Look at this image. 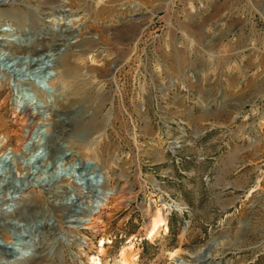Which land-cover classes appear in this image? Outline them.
<instances>
[{
	"label": "rangeland",
	"instance_id": "374dc122",
	"mask_svg": "<svg viewBox=\"0 0 264 264\" xmlns=\"http://www.w3.org/2000/svg\"><path fill=\"white\" fill-rule=\"evenodd\" d=\"M2 23L21 71L0 72V139L44 145L7 175L24 190L0 211V264H264V0H0ZM89 160L85 191L59 173Z\"/></svg>",
	"mask_w": 264,
	"mask_h": 264
},
{
	"label": "bare ground",
	"instance_id": "6f19581e",
	"mask_svg": "<svg viewBox=\"0 0 264 264\" xmlns=\"http://www.w3.org/2000/svg\"><path fill=\"white\" fill-rule=\"evenodd\" d=\"M20 21L23 22L24 21L23 18L20 19ZM4 25H5V23L0 24V36H2V38L5 39L6 43H12L11 41H13V39H11V36L14 34V31L11 27L4 26ZM3 51H4V49L0 47V52H3ZM3 61L4 60L2 58H0V72H4L5 74H16V72H15L16 70L21 71L20 68H17V67L13 68L12 64H10V61L8 63L3 62ZM41 64H43V63H41ZM38 68L40 69L41 67L39 66ZM45 69H48V72H50L52 70V67L46 66ZM21 98H22L21 96H17L15 103L20 104ZM35 134L38 137V139L35 140L33 142V144L29 147H26L25 145H23L21 156H18L16 154L17 151H15V154H13V152H12L13 150H11V149L5 150L4 148L6 146L7 141L5 138L0 139V188L3 187V189H1V191H0V211L2 213H5V214L10 213L11 214L10 217H12V215H13L12 211L14 210V206H15L14 203H12V202H16V200L18 198L23 197L21 195V193L24 190V185L17 186L15 184L13 186H6L7 184L5 183V181H6L7 175L10 172H13V174L16 177L17 176H24V177L27 176V173L30 170L32 163L34 162V160H37L36 153L38 151H40L44 145V143L42 141L43 140L42 133L37 131L36 133H33L32 135H35ZM32 138H35V136ZM25 158H26V161L24 160ZM75 164L76 163H73L71 166L72 173L65 174L64 177L72 180L81 189V191H85V189L87 187L84 186L83 183L80 182V180H84V177L86 175H90V174H94L96 172H100V170H98L96 167H94L89 173L79 172L77 174L76 173L77 168H76ZM63 165L66 166L65 162H63L61 164V166H63ZM58 168H59V165L56 164L54 170H57ZM34 173L35 172H33V178H34L33 185L36 186L37 184H40L39 181L42 180V175L45 173V171H42L39 174H34ZM89 180L91 181L92 179L89 178ZM103 192H105V191H103ZM16 194H19V195H16ZM70 195H71V197L69 199H71L70 204L72 205V203L75 202V200L77 199L76 198L77 193L75 190H72ZM73 205H74V203H73ZM83 214H84V212H83ZM10 217L8 216L7 219ZM83 219H84V215L82 217L78 218V221H77L78 224L72 225V227L76 228V229L79 228ZM164 224H165V215L163 213L159 212V214H157V216L154 219V223L152 224L151 228L148 231V235L152 236L153 234H155L156 231L160 228V226H162ZM11 226H15V225L11 224L10 227ZM18 227H20L17 229L18 233L20 234L21 230L24 229V227H21V226H18ZM14 228H17V226ZM9 235L12 238H15V235L13 233H11V234L9 233ZM236 240L239 241V239H236ZM230 243H232V242H230ZM6 244L8 245V246L4 247L6 250L16 252L17 254L21 253L20 249L22 250L23 247H19V249H17V250L15 248H12V246L16 244L14 239L6 242ZM9 245H11V247ZM17 245H19V244H17ZM228 245H231V244H228ZM28 248H30V247L24 248L23 250L25 252H27ZM30 258L31 257L29 254L23 255L22 257L18 258V262H21L23 260H27ZM8 263L13 264L11 260L8 261ZM98 264H99V262H98ZM125 264H128V263L126 262Z\"/></svg>",
	"mask_w": 264,
	"mask_h": 264
},
{
	"label": "water",
	"instance_id": "95a60500",
	"mask_svg": "<svg viewBox=\"0 0 264 264\" xmlns=\"http://www.w3.org/2000/svg\"><path fill=\"white\" fill-rule=\"evenodd\" d=\"M49 65H50L49 60L48 59H45L43 61V64L40 65L41 68L40 69L39 68H36V71H39V70L42 71V70H44L43 73L38 76L39 78H42V76L45 77V76H48L49 75V72L46 71V69H45L46 66H49ZM15 72H16V74H19V70H16ZM41 81L42 80H40V82ZM36 155H37V160H39L43 156V151H38L36 153ZM64 155L65 156H68L69 154L68 153H64ZM93 166H95V163L93 161H91V160H89V161L85 162L84 164H82L81 167H79V165H76V168H77V172L76 173L78 174L79 172H85V171H83V168H87L88 170H90V169H92ZM59 173L60 174H65V173L68 174V173H72V170L71 169H68V168H63V169L61 168V172H59ZM89 178L92 179V180L90 181ZM82 181H84V182L86 181L87 183H90V184H99V183L102 182V179H101V175L98 172H96L94 174L86 175L84 177V180H82ZM242 228L243 227L241 226L238 229V231L241 232ZM244 243H245V240L241 239L240 241H237V242L235 241L229 247H226V248H228V249H234L235 248V249H238L239 250V249H241V247H242V245ZM216 246H217L216 240L214 238H212L208 242L207 246H205L204 248H202L201 251H199L194 256V258L197 261H199V262H205V261L209 260L211 258V256L213 255V252H214ZM175 261L176 262H181L182 260H181V258H176Z\"/></svg>",
	"mask_w": 264,
	"mask_h": 264
}]
</instances>
